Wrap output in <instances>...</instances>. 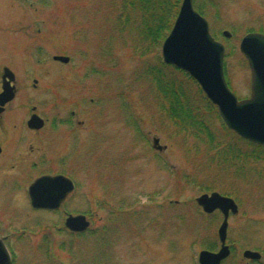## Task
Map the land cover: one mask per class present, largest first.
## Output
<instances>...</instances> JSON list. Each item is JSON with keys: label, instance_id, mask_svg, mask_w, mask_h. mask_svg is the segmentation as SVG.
I'll use <instances>...</instances> for the list:
<instances>
[{"label": "rangeland", "instance_id": "rangeland-1", "mask_svg": "<svg viewBox=\"0 0 264 264\" xmlns=\"http://www.w3.org/2000/svg\"><path fill=\"white\" fill-rule=\"evenodd\" d=\"M193 5L225 47L228 86L239 101L249 99L251 70L240 44L250 32L264 33V0H193ZM2 7L0 12L7 14L21 11L5 0ZM18 7L28 13L42 11L46 18L37 45L43 49L40 58L38 48L29 45L32 63L13 68L18 86L33 91L25 89L26 82L37 78L40 97H51L57 92L53 79L60 76V115L66 118L74 111L75 121L81 123L79 142L61 134L60 144L54 143L52 155L32 167L27 182L47 169L73 173L78 187L66 213L87 215L91 226L84 237L71 238L54 227L64 221L65 213L29 207L22 192L28 186L14 195L9 192L13 186L0 187V225L26 230L29 236L28 242L12 244L17 254L13 264H199L202 251H213L207 249L210 244L221 246L222 215H206L196 203L212 192L234 198L239 205V213L230 216L227 239L236 252L224 264H264V162L220 165L215 150L178 132L161 112L149 80L138 78L146 59L134 50L133 32L118 29L120 9L112 0H28ZM7 36L0 35L1 45L12 38ZM14 37L12 45L30 44ZM162 46L147 61L162 58ZM105 50L111 56L103 57ZM54 55L67 56L70 62L54 64ZM8 58L7 53L0 56L1 67ZM210 116L222 144L231 143L220 119L215 113ZM155 139L161 152L153 146ZM238 142L235 147L249 151L247 144ZM45 236L49 243L44 249ZM247 250L260 253L261 260L244 258Z\"/></svg>", "mask_w": 264, "mask_h": 264}, {"label": "water", "instance_id": "water-1", "mask_svg": "<svg viewBox=\"0 0 264 264\" xmlns=\"http://www.w3.org/2000/svg\"><path fill=\"white\" fill-rule=\"evenodd\" d=\"M226 37H231L225 32ZM240 51L247 59L252 72L251 97L239 101L230 90L224 71L225 47L215 40L210 33L207 20L195 9L193 0H183L174 27L162 46V56L166 64L175 66L195 79L208 99L217 107L227 127L240 137L264 146V34L249 33L240 44ZM65 63L68 57H58ZM6 92L12 91L5 87ZM8 89V90H7ZM12 96L0 97L4 104ZM30 122L34 125V120ZM154 146L161 151L159 140ZM75 189L74 183L65 176H45L37 179L29 188L31 203L34 208L58 209ZM197 204L205 213L211 214L219 210L223 222L219 228L222 247L219 252L203 251L200 253V264H222L230 254L226 245L229 217L237 215L239 207L235 200L214 192L197 198ZM65 226L74 232H85L90 222L85 215L68 216ZM244 258L261 260V254L247 250ZM0 264H11V255L0 238Z\"/></svg>", "mask_w": 264, "mask_h": 264}, {"label": "flooded vegetation", "instance_id": "flooded-vegetation-1", "mask_svg": "<svg viewBox=\"0 0 264 264\" xmlns=\"http://www.w3.org/2000/svg\"><path fill=\"white\" fill-rule=\"evenodd\" d=\"M5 1L8 5H13L18 9V11H21L12 12L10 14H7L4 11L0 12V35L4 37H6V35H8L7 37H12L8 39L7 43L4 42L2 45L0 44V56L7 53V57H10L6 60L2 59V61H6V63H4L2 67L0 66V97L3 94H5V98H9V96L13 95V98L4 104L0 102V187L5 189V186H13V193L12 191L9 192L10 195H14L18 190L22 191L24 190L23 188H25V186H28L26 187V193L24 191L22 192L26 198V201H29L30 203L29 207L35 212L65 213L64 221H62L59 225H55L54 227H57L58 231L66 232L69 236H71V238L80 239V237H84L89 229L84 233L74 232L65 226L66 220L68 216H70V214L66 213L68 210L67 202L78 187L77 183L73 179V173L68 175L62 171L54 172L47 169L37 177L33 178L35 181L45 176L62 175L69 178L74 183V191L68 195V197L58 209L34 208L31 203L29 187L34 181L31 183L27 181L31 179L32 167H36L40 161L42 162L49 158V154L52 155L53 144L55 143L56 146L60 144V139L62 138L61 134L65 133L64 135L66 136V139L71 137L72 139H76V143H78V130L79 126H81V123L79 121H75L76 113L74 111H72L71 115L67 116L66 118H63L60 115V107H62L64 104V98H62V96L60 97L59 93L61 92L60 90L62 88L60 84V76L53 79L55 80V83L57 82L56 90L58 93L56 92L50 94L51 97H40V81L37 78L26 82V84L29 85H27L25 89L29 90L30 88L33 91H21V88L18 86V76L15 74V71H13V68L21 67L23 64L25 65L26 62H31V60L28 59L27 47H29V45H34L37 47L39 43H42L39 40V36L43 35L42 27L46 24V18L44 17V13L42 11L28 13L27 11H24L23 8L18 7V5L22 6L23 4H28V0ZM39 1L43 2L45 0ZM0 4L1 10L4 7H2V0ZM14 34L18 36V41L20 39H26L25 42H30V44L26 43L24 48H22L21 45H17L16 43L12 45V43L16 40ZM15 44L19 47V49L16 48ZM10 46L12 49H10ZM37 48L38 49L36 50V53L40 58L43 49H41V46H38ZM62 56L63 55H54L52 57L53 63L64 65L63 61L56 59ZM43 59L45 60V57H43ZM37 61L42 62V59H38ZM5 87H7L9 90L12 89V91L6 92ZM251 90L252 72L250 97L252 93ZM30 99H33L34 102H29ZM39 99H43L44 101H39ZM16 106H18L17 109ZM43 106H46L47 109H42L41 107ZM54 108L56 110L55 113L53 111ZM33 118H36L34 119L36 121L33 122L34 125L30 123ZM57 151L58 153H61L62 147L57 149ZM58 153L56 152V155L60 156ZM27 234L28 233L26 230L19 232L15 231L14 228L12 229V226L0 225V238L3 240L11 254V264H13L16 260V258L13 260V256L16 253L14 250V245L12 244L28 242L29 239L27 237L29 236ZM47 238L48 236H45L42 240L41 247L44 249L49 243ZM219 242L222 246L220 239ZM229 247L231 249V254L226 260L222 262V264H224L225 261H227L236 252L234 247H231L230 245ZM220 248L215 245V248L212 252L217 253Z\"/></svg>", "mask_w": 264, "mask_h": 264}, {"label": "trees", "instance_id": "trees-1", "mask_svg": "<svg viewBox=\"0 0 264 264\" xmlns=\"http://www.w3.org/2000/svg\"><path fill=\"white\" fill-rule=\"evenodd\" d=\"M182 1L112 0L113 6L120 9V15L117 17L118 29L120 32H133L134 50L141 58L146 59L143 61V72L138 74V78L149 80L154 95L160 101L161 112L174 124L178 132L187 135L188 138H194L209 151L215 150L220 165L229 163L230 166H236L242 160H252L258 165L264 162V146L251 143L230 130L219 115L217 107L188 73L166 64L162 58L147 61L149 54L162 46L172 30ZM139 41L146 44H139ZM102 56L109 57L111 52L102 51ZM225 72L227 74L226 66ZM211 113H215L216 118L220 119L225 136H228L231 143L224 145L219 140L221 136L213 129ZM232 137L247 144L249 151H243L240 146L235 147L238 141L236 142L234 138L233 142ZM214 248V244L207 247L210 250Z\"/></svg>", "mask_w": 264, "mask_h": 264}]
</instances>
